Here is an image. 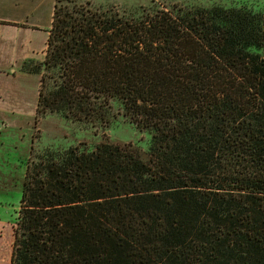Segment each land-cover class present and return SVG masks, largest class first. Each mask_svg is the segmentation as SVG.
<instances>
[{
    "label": "trees",
    "instance_id": "obj_1",
    "mask_svg": "<svg viewBox=\"0 0 264 264\" xmlns=\"http://www.w3.org/2000/svg\"><path fill=\"white\" fill-rule=\"evenodd\" d=\"M59 2L20 66L34 116L105 125L116 101L149 141L29 159L10 264H264V11Z\"/></svg>",
    "mask_w": 264,
    "mask_h": 264
},
{
    "label": "rangeland",
    "instance_id": "obj_2",
    "mask_svg": "<svg viewBox=\"0 0 264 264\" xmlns=\"http://www.w3.org/2000/svg\"><path fill=\"white\" fill-rule=\"evenodd\" d=\"M18 5L14 6L13 3ZM39 0H0V12H14L16 19L31 20L37 16L44 20L49 1L41 0L36 14L25 13ZM59 7L70 10L72 6H81L90 10H104L114 7L119 14L127 18H136L145 11L156 8H183L219 6L222 8H245L251 11H264V0H60ZM9 8V9H8ZM19 15V16H18ZM39 39L35 37V41ZM14 67V66H13ZM53 70L41 68V74H53ZM2 78L0 81L11 95L21 98L24 108L32 100L33 90L37 86V74H27L19 78ZM0 264H8L11 244V230L20 196L24 169L29 159L35 160L46 152L60 153L68 148L89 151L101 141L110 143H131L144 153L148 146L149 134L138 130L122 115L119 104L110 102L107 123L70 121L55 113L45 112L34 116L31 108L24 112L0 114Z\"/></svg>",
    "mask_w": 264,
    "mask_h": 264
},
{
    "label": "crops",
    "instance_id": "obj_3",
    "mask_svg": "<svg viewBox=\"0 0 264 264\" xmlns=\"http://www.w3.org/2000/svg\"><path fill=\"white\" fill-rule=\"evenodd\" d=\"M40 1L41 0H39V3ZM48 1L49 4L45 13L46 17L44 20H41L37 16H35L32 21H27L23 18L16 19L17 16L14 15V12L6 15L1 13L4 8L1 10L0 81L2 80V78H11V76L8 75L9 72L16 78L26 76L27 74H35L22 71L20 69V66L25 61H41L43 58L45 41L51 25V14L55 0ZM39 3L32 4L25 13L30 12V15L32 13L36 14V11L40 6ZM13 5L16 6L18 5V3L14 2ZM35 37L39 40L35 41ZM37 76L36 90H33L32 100L29 103V106H27L32 109L33 113L35 109L39 84V75L37 74ZM26 108H24V104H21V98H18L16 95H11V93L7 89H5L4 85L0 83V114L21 113L24 112ZM11 226L12 225H10V230ZM9 256L10 252L8 255V264H10Z\"/></svg>",
    "mask_w": 264,
    "mask_h": 264
}]
</instances>
